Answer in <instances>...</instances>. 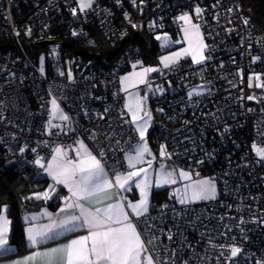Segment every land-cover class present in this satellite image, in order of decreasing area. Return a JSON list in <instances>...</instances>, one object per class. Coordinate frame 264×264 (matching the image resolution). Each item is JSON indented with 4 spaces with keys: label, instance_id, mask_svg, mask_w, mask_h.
I'll return each instance as SVG.
<instances>
[{
    "label": "built area",
    "instance_id": "2783aa9c",
    "mask_svg": "<svg viewBox=\"0 0 264 264\" xmlns=\"http://www.w3.org/2000/svg\"><path fill=\"white\" fill-rule=\"evenodd\" d=\"M184 13L199 25L209 59L148 74L139 93L152 100L154 141L167 153L155 164L209 175L217 197L184 205L152 200L146 222L154 227L139 228L145 240L158 237L160 264H257L264 261V159L253 144L264 149V31L240 0H94L84 11L78 0H0V166L39 175L38 157L45 164L54 147L82 141L110 177L125 172L124 158L140 139L124 117L119 78L142 63L141 45L147 48L134 33L175 36ZM56 23L73 37L93 28L113 47L130 39L102 64L73 57L72 80L68 70L43 75L33 47ZM58 51L66 56L61 45ZM201 82L204 91L190 97ZM53 98L69 117L63 127L51 126ZM233 246L241 251L229 259Z\"/></svg>",
    "mask_w": 264,
    "mask_h": 264
},
{
    "label": "snow or ice",
    "instance_id": "6c2138e0",
    "mask_svg": "<svg viewBox=\"0 0 264 264\" xmlns=\"http://www.w3.org/2000/svg\"><path fill=\"white\" fill-rule=\"evenodd\" d=\"M78 3L79 10L84 11L92 6L93 0H78ZM195 12L199 16L201 9L196 8ZM75 14L76 10L73 9V15ZM177 20L183 22L181 31L183 42L187 46L168 56H162L161 64L164 68H169L185 57H190L194 65L203 64L209 57L204 55L207 45L203 41L199 25L192 23L188 13L178 16ZM156 39L162 40V48L173 43L168 39L167 34L163 37L158 35ZM175 43L180 44L181 41L177 40ZM135 68L136 65H133V69ZM155 71L158 69L142 68L140 71H133L120 78L121 91L128 93L124 108L130 114L131 123L135 126L142 142L135 147V155L126 157L129 171L116 172L110 177L102 160L93 155L82 141H78V146L73 149L76 154L75 159L69 158L67 149L57 146L52 149V157L46 165L39 157L34 162L44 168L55 184L67 188L69 195L61 197L64 206L55 216L46 211L41 213V216L49 219V223L32 224L25 229L29 246L36 248L37 245L81 228L87 229V234L78 236L58 247L33 251L30 255L13 261L11 264H160L158 237L151 235L145 240L146 232H141L139 226L143 223L146 230L154 227L146 222L151 189L176 184L177 176L175 170H166L161 164L153 180L149 173L152 161L147 162V168H137V165L144 163L145 154L151 155L145 141L151 114L144 108L147 96L141 97L135 92H129V89L145 84L148 73ZM69 79H71V73H69ZM192 95L193 93L190 92L189 96ZM249 99L253 98L249 97ZM50 103L53 116L68 122L69 117L60 112L56 99L53 98ZM49 125H51V119ZM253 150L264 159V149L257 148L253 144ZM20 151L23 152L24 149L21 148ZM160 155L161 157L167 155L163 145H161ZM178 177L182 181H189L182 189L178 188L172 193L180 204L215 198L216 190L213 181L192 180L191 174L182 169L179 170ZM133 184L138 189L139 199L125 203L126 198L122 193L128 191ZM50 191H55V185L50 186L49 191L35 194V198L47 200L50 198ZM98 204L102 206H96ZM76 212L78 214H75ZM62 213L69 214L61 215ZM30 219L34 221L37 217L32 216ZM8 223L6 217L0 214V254L11 251L8 246ZM168 238L171 240V235ZM221 247L224 246L221 245ZM240 251L238 247H231L229 259L236 257ZM257 264H264V261H257Z\"/></svg>",
    "mask_w": 264,
    "mask_h": 264
},
{
    "label": "trees",
    "instance_id": "16d2710c",
    "mask_svg": "<svg viewBox=\"0 0 264 264\" xmlns=\"http://www.w3.org/2000/svg\"><path fill=\"white\" fill-rule=\"evenodd\" d=\"M243 11L252 18V20L258 24L264 31V0H240ZM63 23V22H62ZM64 24V23H63ZM179 29L177 30L178 33ZM177 35V34H176ZM175 35V36H176ZM42 40H56L58 45L61 43H69L72 45L71 52H67L68 49L64 48L63 57H79L76 56V52H81L84 54L91 55L95 59V63L102 64L105 61L110 60V50L113 48L106 40L103 38L100 32L95 29H88L86 36L73 37L68 32H66L65 27L61 23H56L52 25L51 28L44 30L40 33ZM136 44L140 45V40L135 39ZM153 40V38H152ZM143 59L140 65L144 64H155L158 62L157 54L160 52L157 43L151 49H147L142 46ZM52 49V48H50ZM44 49H38L36 46L33 47V55L38 56V54ZM46 50V49H45ZM69 51V50H68ZM48 52V51H45ZM85 58L84 56H80ZM188 60V59H187ZM189 61V60H188ZM64 76L66 73L65 64H63ZM60 67V68H62ZM72 68V66H70ZM128 70V68H123V71ZM49 76H58L48 67L47 74ZM149 104L152 107L154 114V123L151 130L148 133V141L153 150L157 152L160 148L159 145L154 141L153 128L155 124V110L154 105H152V100L148 98ZM50 185L48 181L41 177V174H34L30 170H20L14 169L12 167H1L0 166V208L2 205H7V215L11 221V232H10V244L15 248V254L21 253L26 250L24 244V234L21 222V215L35 211L40 207H48L51 210L56 209L59 205V199L56 194L49 200L43 198L36 199L35 194L44 193L50 190ZM168 189L162 191H155L152 193V200H160L167 198Z\"/></svg>",
    "mask_w": 264,
    "mask_h": 264
},
{
    "label": "crops",
    "instance_id": "0c3cea01",
    "mask_svg": "<svg viewBox=\"0 0 264 264\" xmlns=\"http://www.w3.org/2000/svg\"><path fill=\"white\" fill-rule=\"evenodd\" d=\"M192 22H194L193 19H192ZM182 24H183V22L181 21V25H180L179 31H178L179 34L177 33L178 36L180 35L181 37H183V34H182L183 32L181 31ZM137 67L139 68V66H137ZM137 70L140 71L141 69H134V71H137ZM131 72H133V71H127V70L126 71H123L121 73V75H120V78L123 77V76L128 75ZM120 78H119V83H120ZM141 85H143V84H139L138 87L135 88V89H129V92L139 91V87ZM120 87H121V84H120ZM127 95H128V93H125V95H124V101H125V98H126ZM123 112H124L125 119L128 122L131 123L130 116L125 111V108H124V111ZM63 122H64L63 120H58V123L59 124H56L55 121L52 118V124L53 125H57L59 127H63ZM132 126L134 127L133 124H132ZM134 130H135V127H134ZM135 132L137 134V131L136 130H135ZM84 144L88 148V150L92 152V150L90 149V147L86 143H84ZM138 144H140V141H139ZM77 146L78 145L76 144L73 147H71L70 150H68V156H69L70 159H75L76 158V154H75V151H73V149H75ZM147 146H148V148L150 150L151 155L145 154V156H144V163L137 165V168H140V167L147 168L148 167V163L147 162L148 161H152V167H151V169H149V173H150V175H152L153 180H154L155 179V173L158 171V169H157L158 167H156V166H159V165H156L155 164V159L158 156H160V155H157V152L152 149V147L150 145V142L148 140H147ZM92 154H93V152H92ZM128 155H135V149L132 152H130L129 154H127L125 156L124 163H125L126 171L123 172V173H126L127 171L130 170L128 168V161H127V158H126ZM51 157L47 160V162L51 159ZM47 162L45 163V165L47 164ZM165 168L166 169H172V167H165ZM40 174H41V177L44 178V179H46L50 185H55V191L54 192L50 191V198L49 199H51L56 194V196L59 199V205L54 210H51L50 208L43 206V207H40L39 209H37L35 211L26 212V213H24V214L21 215V222H22V228H23V234H24V244H25L26 250L24 252L16 253V254H15V248H14V246H12L10 244V241H9V239H10L9 238L10 237V232H11V221H10V218L8 217V215H7V209H8V207H7V205H2L1 208H0V214L4 215L6 217V219H7V221L9 222L8 223V241H9L8 246L10 247L11 251L10 252H7V253H4V254H0V264H11V262H13V261H16V260H18L20 258H23V257H26V256L30 255L33 251H44V250H46L48 248L58 247L60 245L66 244L68 241H70V240H72V239H74V238H76L78 236L86 235L87 234V229L81 228V229H77V230H75V231H73L71 233H65L64 235L58 236V237H56L53 240L46 241L43 244L37 245L36 248H32V247L29 246V244H28V242L26 240L25 229L27 227H29L30 225H32V224L41 225V224H47V223H49V219L46 216H41V213L46 211L47 213L52 214L53 216H55L58 213L59 209L64 206L63 205V202L61 200V197H65V196H68L69 195L67 188H65L63 185L55 184V182L47 174V172L44 170V168H41V173ZM196 179H198V177L195 176V175H193L192 180H196ZM180 182H181L180 183L181 185L189 183V181H180ZM165 189H168V193H167L168 195H167V198L166 199L171 200L169 198V189H170V187H168V186H163L161 188H155V187H153L151 189L150 197H149L150 203L152 201V193L153 192H155V191H162V190H165ZM122 195L126 198L125 199V203L128 202V201H133L134 202V201H136V200L139 199V192H138V189L135 188V185L134 184L130 186V188H129L128 191L122 193ZM49 199H47V200H49ZM172 202H174V201H172ZM195 202H198V201H195ZM192 203H194V202H192ZM5 206H6V209H5ZM96 206H102V205H99L98 204ZM67 214H69V213H62L61 215H67ZM75 214H78V212H76ZM32 216H36L37 219L34 220V221L31 220L30 218ZM26 217H28L29 219L26 220L25 219Z\"/></svg>",
    "mask_w": 264,
    "mask_h": 264
},
{
    "label": "rangeland",
    "instance_id": "374dc122",
    "mask_svg": "<svg viewBox=\"0 0 264 264\" xmlns=\"http://www.w3.org/2000/svg\"><path fill=\"white\" fill-rule=\"evenodd\" d=\"M93 3H94V0H93ZM92 3V4H93ZM78 5H79V3H78ZM192 23H194V24H196L195 22H192ZM201 33V32H200ZM165 34H167V33H162V34H158L159 36H161V37H163ZM179 34V33H178ZM178 34L176 35V36H170V35H168L167 34V37H168V39L170 40V41H172L173 43H171L168 47H166V48H162L161 47V44H162V40H157L156 39V37L158 36V35H155V36H153L152 38H153V42H155V43H157V46H158V48H159V53L157 54V60H158V62L157 63H155V64H144V65H140L139 66V64L138 65H136V68L135 69H142V68H149V67H151V68H156V69H158V71L160 70V69H162V68H164L163 67V65L161 64V62H160V58L162 57V56H168V55H170L172 52H175V51H178V50H180L181 48H183V47H186L187 45H186V43H184L183 42V37H181L180 35L178 36ZM183 34V33H182ZM201 36H202V34H201ZM203 38V37H202ZM177 40H180L181 41V43L180 44H176L175 43V41H177ZM204 41V40H203ZM204 55H205V52H204ZM206 56V55H205ZM41 57H43V61H41ZM186 59H188L191 63H192V60H191V58L190 57H185V58H182L181 60H179V61H183V60H186ZM74 61V58H72V57H69V56H67V57H63L60 53H59V51H58V46H53L52 47V50L50 51V52H45L44 50L43 51H41L39 54H38V57H37V62H38V67H39V70H40V72L44 75H46L47 74V70H48V67H50V69H52V71L54 72V73H56L57 75H60V76H64V69H63V64H65V67H66V69L68 70V74H67V78L69 79V73H71V79H69V80H72V79H74L75 78V76H74V72H73V70L71 69V63ZM178 61V62H179ZM193 64V63H192ZM137 66H139V68L137 67ZM60 67H62V68H60ZM127 71H134V69H133V67H131L129 70H127ZM138 71V70H137ZM155 72H157V71H155ZM152 73H154V72H151V73H148V74H152ZM204 89H205V82H201V83H199L197 86H194V87H191L189 90H188V92L190 93V92H192L193 93V95H196V94H200V93H202L203 91H204ZM135 93H137L139 96H141V97H144V96H142V95H140V93H139V91H136ZM147 96V100H146V103L144 104V108L148 111V112H150V114H151V120L149 121V123H148V125H147V131H146V133H145V141H146V143H147V140H148V133H149V131L151 130V128H152V125H153V123H154V114H153V111H152V107H151V105L149 104V101H148V94L146 95ZM127 97V96H126ZM126 103V98H125V101H124V104ZM59 110H60V112H62L61 111V109L59 108ZM125 111L127 112V110L125 109ZM50 113H51V117L53 118V120L55 121V123L56 124H59L58 123V120H60V119H58V118H55L54 116H53V114H52V111H51V103H50ZM63 113V112H62ZM64 114V113H63ZM129 116H130V114H129ZM130 120H131V116H130ZM135 127V126H134ZM137 135H138V137H139V133L137 132ZM139 139H140V137H139ZM140 143H142L141 141H140ZM160 150H161V146H160V148L157 150V155H160ZM161 156V155H160ZM156 167H158L157 169L158 170H160V166H156ZM166 169V168H165ZM166 170H175V175L177 176V183L176 184H172V185H165V186H168V187H170V189H169V198L172 200V201H174L176 204H178V205H184V204H180L179 202H178V200L174 197V196H172V193L176 190V189H178V188H183L184 186L183 185H185V184H183V185H181L180 183V181H182V180H180L179 179V177H178V173H179V170L180 169H177V168H172V169H166ZM190 173V172H189ZM191 174V177L193 178V175H192V173H190ZM198 179H201V180H203V179H208V180H211V181H213L212 179H210V177H209V175H204V176H201V177H198ZM214 182V181H213ZM215 183V182H214ZM215 190H216V195H215V198L217 197V187H216V184H215ZM215 198H213V199H208V200H198V202H209V201H212V200H214ZM195 203V202H194Z\"/></svg>",
    "mask_w": 264,
    "mask_h": 264
},
{
    "label": "water",
    "instance_id": "95a60500",
    "mask_svg": "<svg viewBox=\"0 0 264 264\" xmlns=\"http://www.w3.org/2000/svg\"><path fill=\"white\" fill-rule=\"evenodd\" d=\"M134 37L135 38H138L141 43H143L144 45L147 46L148 49H151L152 46H153V43L150 39V37H148L146 34L144 33H134ZM130 38L129 37H125L123 38L122 40H120L111 50H110V56H115L118 51L121 49V47L124 45V43L126 41H128ZM58 44V42L56 40H42L40 42L37 43V48L38 49H43L45 48L46 46H51V45H54L56 46ZM61 47L62 48H65V49H68V50H71V45L69 43H61ZM76 56H84V57H92L91 55H88V54H84V53H81V52H76Z\"/></svg>",
    "mask_w": 264,
    "mask_h": 264
},
{
    "label": "flooded vegetation",
    "instance_id": "af4514ba",
    "mask_svg": "<svg viewBox=\"0 0 264 264\" xmlns=\"http://www.w3.org/2000/svg\"><path fill=\"white\" fill-rule=\"evenodd\" d=\"M152 40V39H151ZM54 45H51V46H46L45 48H43L44 49V51H48V52H50L52 49H50V48H52ZM57 46V45H56ZM71 47H72V45H71ZM46 49V50H45ZM72 50H73V47H72ZM67 52L69 53V52H71V50H67Z\"/></svg>",
    "mask_w": 264,
    "mask_h": 264
}]
</instances>
